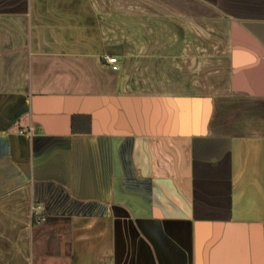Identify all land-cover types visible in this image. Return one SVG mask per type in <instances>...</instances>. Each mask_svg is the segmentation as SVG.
<instances>
[{"label": "crops", "instance_id": "crops-1", "mask_svg": "<svg viewBox=\"0 0 264 264\" xmlns=\"http://www.w3.org/2000/svg\"><path fill=\"white\" fill-rule=\"evenodd\" d=\"M0 264H264V0H0Z\"/></svg>", "mask_w": 264, "mask_h": 264}, {"label": "built area", "instance_id": "built-area-1", "mask_svg": "<svg viewBox=\"0 0 264 264\" xmlns=\"http://www.w3.org/2000/svg\"><path fill=\"white\" fill-rule=\"evenodd\" d=\"M107 63L111 66L112 70L116 71L118 69L117 68V60L115 58H108ZM34 215H36V213H34L33 216Z\"/></svg>", "mask_w": 264, "mask_h": 264}]
</instances>
